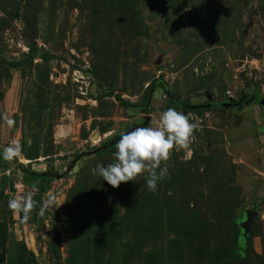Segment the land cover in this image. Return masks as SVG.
<instances>
[{
	"label": "rangeland",
	"instance_id": "1",
	"mask_svg": "<svg viewBox=\"0 0 264 264\" xmlns=\"http://www.w3.org/2000/svg\"><path fill=\"white\" fill-rule=\"evenodd\" d=\"M152 80L165 87L144 105ZM253 93L264 98V0H0V148L22 147L0 157V264H264ZM168 107L196 126L190 156L171 151L154 193L146 173L103 181L95 166L120 135ZM29 191L24 220L8 201ZM49 194L64 202L44 207Z\"/></svg>",
	"mask_w": 264,
	"mask_h": 264
},
{
	"label": "clouds",
	"instance_id": "2",
	"mask_svg": "<svg viewBox=\"0 0 264 264\" xmlns=\"http://www.w3.org/2000/svg\"><path fill=\"white\" fill-rule=\"evenodd\" d=\"M4 119L9 126L13 124L6 115ZM195 128L186 114L168 107L163 110L157 127L138 126L122 133L116 142L114 161L107 165L98 163L94 171L113 188L119 187L121 182L137 180L138 176L146 173L145 184L148 191L154 193L158 181L168 174L167 165L161 167V164L169 159L171 151L184 149L190 156ZM21 151L19 141H15L0 151V157L12 161ZM34 195L33 191H29L13 196L8 201V207L27 220L35 204ZM63 202L57 203L56 197L49 194L44 207L55 206L57 209Z\"/></svg>",
	"mask_w": 264,
	"mask_h": 264
},
{
	"label": "trees",
	"instance_id": "3",
	"mask_svg": "<svg viewBox=\"0 0 264 264\" xmlns=\"http://www.w3.org/2000/svg\"><path fill=\"white\" fill-rule=\"evenodd\" d=\"M155 86L165 87L164 84L161 82V80L150 81L149 84L147 85V88H146L144 94H143L144 105H147L148 99H149L151 93L154 91ZM171 103H172V105H174V107L181 108V109L186 110V111L197 110L199 108L198 105H189V102H186V101L179 102V101H177V99H175L173 97L171 98ZM123 105L129 106V104H127V103H123ZM113 138L114 137L110 138V140H112Z\"/></svg>",
	"mask_w": 264,
	"mask_h": 264
},
{
	"label": "water",
	"instance_id": "4",
	"mask_svg": "<svg viewBox=\"0 0 264 264\" xmlns=\"http://www.w3.org/2000/svg\"><path fill=\"white\" fill-rule=\"evenodd\" d=\"M261 104L264 105V98L262 97L261 98ZM256 212L255 211H252V210H247V217L246 219L241 223V226L243 228V236L246 240L247 238V232H248V229H249V226L251 224V221L252 219L254 218V216H256Z\"/></svg>",
	"mask_w": 264,
	"mask_h": 264
},
{
	"label": "flooded vegetation",
	"instance_id": "5",
	"mask_svg": "<svg viewBox=\"0 0 264 264\" xmlns=\"http://www.w3.org/2000/svg\"><path fill=\"white\" fill-rule=\"evenodd\" d=\"M256 97H258L259 99L262 98V96H260V94H258V93H253V94L251 95L250 99H251V100H254V98H256ZM251 100H250V101H251Z\"/></svg>",
	"mask_w": 264,
	"mask_h": 264
},
{
	"label": "built area",
	"instance_id": "6",
	"mask_svg": "<svg viewBox=\"0 0 264 264\" xmlns=\"http://www.w3.org/2000/svg\"><path fill=\"white\" fill-rule=\"evenodd\" d=\"M4 147H5V146H4ZM4 147H3V148H4ZM3 148H0V150L2 151Z\"/></svg>",
	"mask_w": 264,
	"mask_h": 264
},
{
	"label": "bare ground",
	"instance_id": "7",
	"mask_svg": "<svg viewBox=\"0 0 264 264\" xmlns=\"http://www.w3.org/2000/svg\"><path fill=\"white\" fill-rule=\"evenodd\" d=\"M94 140V139H93Z\"/></svg>",
	"mask_w": 264,
	"mask_h": 264
}]
</instances>
